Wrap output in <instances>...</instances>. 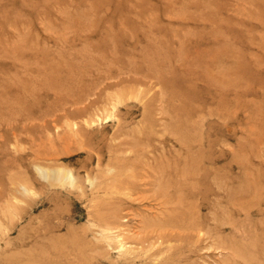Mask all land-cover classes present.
<instances>
[{"label": "rangeland", "instance_id": "374dc122", "mask_svg": "<svg viewBox=\"0 0 264 264\" xmlns=\"http://www.w3.org/2000/svg\"><path fill=\"white\" fill-rule=\"evenodd\" d=\"M0 264H264V0H0Z\"/></svg>", "mask_w": 264, "mask_h": 264}, {"label": "bare ground", "instance_id": "6f19581e", "mask_svg": "<svg viewBox=\"0 0 264 264\" xmlns=\"http://www.w3.org/2000/svg\"><path fill=\"white\" fill-rule=\"evenodd\" d=\"M69 176V175H68Z\"/></svg>", "mask_w": 264, "mask_h": 264}]
</instances>
